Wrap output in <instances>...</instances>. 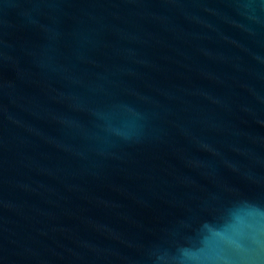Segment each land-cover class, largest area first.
Segmentation results:
<instances>
[{
    "label": "water",
    "instance_id": "1",
    "mask_svg": "<svg viewBox=\"0 0 264 264\" xmlns=\"http://www.w3.org/2000/svg\"><path fill=\"white\" fill-rule=\"evenodd\" d=\"M0 264H264V0H0Z\"/></svg>",
    "mask_w": 264,
    "mask_h": 264
}]
</instances>
